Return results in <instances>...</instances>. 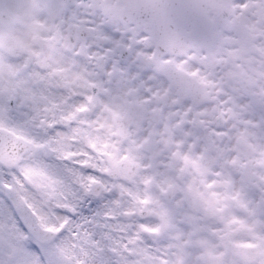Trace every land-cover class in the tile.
I'll return each instance as SVG.
<instances>
[{
	"label": "snow or ice",
	"instance_id": "1",
	"mask_svg": "<svg viewBox=\"0 0 264 264\" xmlns=\"http://www.w3.org/2000/svg\"><path fill=\"white\" fill-rule=\"evenodd\" d=\"M0 264H264V0H0Z\"/></svg>",
	"mask_w": 264,
	"mask_h": 264
}]
</instances>
